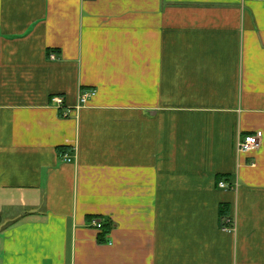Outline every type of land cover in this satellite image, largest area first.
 Listing matches in <instances>:
<instances>
[{"label":"crops","instance_id":"1","mask_svg":"<svg viewBox=\"0 0 264 264\" xmlns=\"http://www.w3.org/2000/svg\"><path fill=\"white\" fill-rule=\"evenodd\" d=\"M0 264H264V0H0Z\"/></svg>","mask_w":264,"mask_h":264},{"label":"built area","instance_id":"2","mask_svg":"<svg viewBox=\"0 0 264 264\" xmlns=\"http://www.w3.org/2000/svg\"><path fill=\"white\" fill-rule=\"evenodd\" d=\"M56 55L55 54H51V59H56ZM96 94V90L95 89H91V90H84L81 93L80 99H79V105L77 107H80L82 105H85L89 98L93 97ZM54 102L58 105V106H63L64 100L61 97H56L54 98ZM71 113L70 109H67L66 115H69ZM261 138H262V132L258 131L255 134H249L246 136H243L242 138H240L237 142V151L240 153H248L251 152L252 150L258 148L261 144ZM65 161L67 162H71L72 161V157H70L68 154H65L64 156ZM219 186L221 188H228L230 187L229 184L223 180H221L219 182ZM93 225L98 228V229H102L103 226V219L102 218H94L92 221ZM236 220L234 217L232 216H225L222 219V227L225 231H235L236 229Z\"/></svg>","mask_w":264,"mask_h":264},{"label":"trees","instance_id":"3","mask_svg":"<svg viewBox=\"0 0 264 264\" xmlns=\"http://www.w3.org/2000/svg\"><path fill=\"white\" fill-rule=\"evenodd\" d=\"M69 148L68 147H60L59 148V153L60 155H64L68 152ZM223 176H219V182L222 180ZM226 211H227V207L224 206L222 209H221V214L223 217L225 216H228L226 214ZM94 218H97V217H91L90 219H94ZM113 229V222L110 221V220H107V219H103V226H102V229H101V233L99 234V241L102 242V243H105L107 241V238H108V235L111 233Z\"/></svg>","mask_w":264,"mask_h":264}]
</instances>
